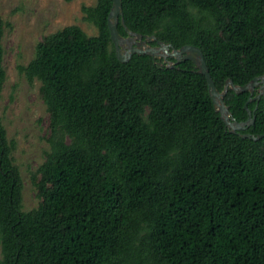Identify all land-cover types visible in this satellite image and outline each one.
I'll list each match as a JSON object with an SVG mask.
<instances>
[{"label": "trees", "instance_id": "16d2710c", "mask_svg": "<svg viewBox=\"0 0 264 264\" xmlns=\"http://www.w3.org/2000/svg\"><path fill=\"white\" fill-rule=\"evenodd\" d=\"M111 2L81 8L96 35L64 26L17 67L40 81L50 151L32 180L38 204L24 211L0 124V264H264V99L228 90L237 121L245 103L256 107L239 132L262 136L230 132L190 60L176 69L146 54L117 59ZM121 5L130 30L199 47L219 90L264 72V0Z\"/></svg>", "mask_w": 264, "mask_h": 264}, {"label": "rangeland", "instance_id": "374dc122", "mask_svg": "<svg viewBox=\"0 0 264 264\" xmlns=\"http://www.w3.org/2000/svg\"><path fill=\"white\" fill-rule=\"evenodd\" d=\"M96 0H0L4 25L1 37L0 124L7 141H13L11 157L21 180V206L27 211L37 206L33 178L50 151L48 113L40 94V81L29 82L17 68L34 56L37 42L46 34L67 25H77L86 34L96 35V27L83 19L82 6Z\"/></svg>", "mask_w": 264, "mask_h": 264}, {"label": "water", "instance_id": "95a60500", "mask_svg": "<svg viewBox=\"0 0 264 264\" xmlns=\"http://www.w3.org/2000/svg\"><path fill=\"white\" fill-rule=\"evenodd\" d=\"M106 23L110 41L115 48V55L120 62H127L133 54H146L151 56L153 63L158 66L179 69V62L190 60L196 71L204 76L208 95L213 103L214 110L219 113L224 126L230 132L238 133L241 137L256 140L262 136L261 134L255 136L250 133H240L239 131L245 130L248 126L252 125L255 119L254 111L256 107L251 110L246 106V103L253 100L258 101L260 98L264 99V72L261 75L253 77L243 85H237L230 78H226L223 88L219 90L210 76L199 47L192 44H183L175 48L171 43L157 39L154 34H141L130 30L126 26L122 16L121 0H112ZM118 23L123 27L126 33L125 36L118 32ZM151 42H154V44L152 45ZM256 89L257 92L252 95ZM228 90H232L235 93L249 92V97L244 105L247 112L245 120L237 121L228 106L224 103V97Z\"/></svg>", "mask_w": 264, "mask_h": 264}, {"label": "flooded vegetation", "instance_id": "af4514ba", "mask_svg": "<svg viewBox=\"0 0 264 264\" xmlns=\"http://www.w3.org/2000/svg\"><path fill=\"white\" fill-rule=\"evenodd\" d=\"M256 92H257V89L253 91V94L252 95H254Z\"/></svg>", "mask_w": 264, "mask_h": 264}]
</instances>
